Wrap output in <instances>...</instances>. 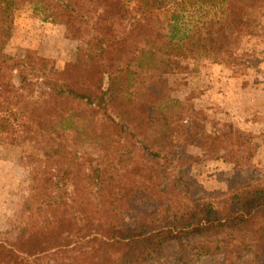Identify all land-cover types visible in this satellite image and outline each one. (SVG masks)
<instances>
[{
  "label": "trees",
  "instance_id": "16d2710c",
  "mask_svg": "<svg viewBox=\"0 0 264 264\" xmlns=\"http://www.w3.org/2000/svg\"><path fill=\"white\" fill-rule=\"evenodd\" d=\"M24 8L84 48L82 76L5 52ZM263 16L264 0H0V139L26 146L34 169L0 264H236L241 252L264 264V175L248 168L250 137L195 143L207 156L225 149L234 167L225 192H207L189 172L199 157L149 131L178 105L160 102L158 73L233 59Z\"/></svg>",
  "mask_w": 264,
  "mask_h": 264
},
{
  "label": "rangeland",
  "instance_id": "374dc122",
  "mask_svg": "<svg viewBox=\"0 0 264 264\" xmlns=\"http://www.w3.org/2000/svg\"><path fill=\"white\" fill-rule=\"evenodd\" d=\"M260 21L261 27L254 34L240 39L233 59L203 58L195 66L188 61V69L181 75L158 73L160 102L165 106L169 99L178 101V105L173 108L168 102L167 112L160 111L161 121L149 130L150 134L160 145L172 142L173 151L184 150L199 157L190 164L189 172L207 192H225L234 167L223 159L225 149L207 156L195 144L204 133L221 135L239 130L249 136L255 151L248 168L256 176L264 175V16ZM28 51L50 61L56 70L83 75L84 48L66 37L64 25L43 21L24 8L15 14L5 52L20 58ZM180 126L188 129L186 136H176ZM9 143L0 139V240L4 242L16 237L23 205L32 194L34 175L26 146ZM222 259L223 256H205L199 264H219ZM251 259L250 253L241 252L236 264H250Z\"/></svg>",
  "mask_w": 264,
  "mask_h": 264
}]
</instances>
